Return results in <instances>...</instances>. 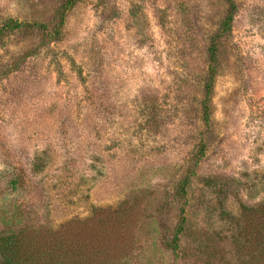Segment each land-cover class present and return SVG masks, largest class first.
<instances>
[{
	"label": "rangeland",
	"instance_id": "rangeland-1",
	"mask_svg": "<svg viewBox=\"0 0 264 264\" xmlns=\"http://www.w3.org/2000/svg\"><path fill=\"white\" fill-rule=\"evenodd\" d=\"M234 1L206 120L225 0H0V235L108 209L107 264H239L234 218L264 203V0Z\"/></svg>",
	"mask_w": 264,
	"mask_h": 264
},
{
	"label": "trees",
	"instance_id": "trees-1",
	"mask_svg": "<svg viewBox=\"0 0 264 264\" xmlns=\"http://www.w3.org/2000/svg\"><path fill=\"white\" fill-rule=\"evenodd\" d=\"M225 1L226 13L208 47L212 66L204 86L203 112L206 120L209 113L211 73L217 58V42L230 30L236 11L234 0ZM14 26H19V23H14ZM182 184L183 187L185 181ZM240 208V214L234 218L239 228L233 237L240 256H243L239 264H264V203L241 205ZM94 210L90 217L69 220L57 227L22 229L16 233L0 235L1 264H107L109 241H113L109 238L114 236L116 240L121 239L117 226L122 213L103 209V216L97 222L95 216H99L96 214L98 209ZM105 215L107 216L104 217ZM118 243L120 242L113 244L114 248ZM173 244L176 249L177 242L174 241Z\"/></svg>",
	"mask_w": 264,
	"mask_h": 264
}]
</instances>
